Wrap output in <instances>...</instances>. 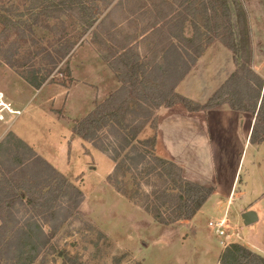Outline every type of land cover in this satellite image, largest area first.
<instances>
[{"label": "rangeland", "instance_id": "374dc122", "mask_svg": "<svg viewBox=\"0 0 264 264\" xmlns=\"http://www.w3.org/2000/svg\"><path fill=\"white\" fill-rule=\"evenodd\" d=\"M2 1L7 4L13 3L20 12L27 5V0ZM166 1L171 2L172 0ZM212 1L198 0V4ZM97 3L103 16L108 17L107 25L111 29L104 30L101 27H94L83 38L81 46L70 58L71 78H68L66 69L59 62L56 63L57 58L53 50L67 39L69 42L77 40L79 30L75 27L73 20L63 18L61 21H49L53 29L51 31L35 26L32 28L33 36L28 38H23L18 31L2 34V27H0V94L9 93L19 102H25L33 95L32 89L34 88L21 76H25L29 81L45 79L46 83L43 85L45 90L38 97H34L33 105L39 106V103L41 105L42 101L49 97V111L57 118L64 119L65 115L68 116V110L75 104L73 97L67 102L70 97L68 92L74 87L73 89L80 88L86 92L83 97L84 105L81 104L85 112L105 99L116 86L114 73L102 60L99 52L104 55L110 53L114 55L113 57H117L128 46L139 56V63L146 64L158 51L159 42L171 32L170 26L174 22L173 19L160 23L156 27L160 29L158 33L149 31L158 19L157 12L162 9L161 0H99ZM228 3L236 14L237 9L232 0H228ZM238 3L244 9L245 23L250 32L247 10L250 9L253 1L238 0ZM215 10L219 19L220 8L217 3ZM205 20L207 27L202 19L197 21L202 28V43L205 44L208 38H214L216 40L212 43H220L223 46V43L215 38L216 36L225 37L221 21L216 23V17L211 11ZM45 23L41 22V24ZM216 25L219 26L217 29ZM25 33L28 34V31L26 30ZM184 33L187 37L193 34L189 23L185 25ZM49 53L52 55L51 59L48 56ZM245 54L246 48H243L233 56L236 57L238 63L243 64L247 62L244 58ZM216 60L217 62L212 67L224 66L223 56L219 52L218 55L216 54ZM150 66L147 69L152 68ZM142 78L143 76L139 75L138 83L143 80ZM162 81V76L158 72L145 79L146 84L151 88H156L162 84ZM204 81L206 79L195 83L193 96L197 97L199 91L203 93V88H201L203 84L200 82ZM166 83L169 87L171 86L170 80ZM141 90L140 84L133 88L124 106L127 105L131 110H138V105L145 104L137 97ZM57 95H59L58 101L55 99ZM54 102H57V105ZM68 103L69 106H67ZM65 108L68 110L65 111ZM41 112V110L34 111V114L27 120L25 116L20 117V131L24 134H28V130L35 133L34 136H29L31 135L29 131L27 138L30 137L36 148L43 152L46 160L50 161L49 163L60 173H64L66 180L81 191L82 199L78 206H74L73 200L76 198L74 193L65 190V194L56 198V201H52L54 211L48 213L42 207L34 206L42 201L29 204L27 195L18 190L16 194L19 200L15 201L12 211L16 222L14 225L15 247H13L14 253L12 254L14 258L23 260L25 264H219L221 254L232 244H239L253 253L248 242L251 245L258 243L264 247V226L246 227L241 219L242 214L238 213L236 203L235 207L232 206L231 210L224 212L226 227L223 238L216 236L208 227V222L220 216L218 212L215 214L207 212L205 216L199 217L195 225L197 230H192L186 222L167 226L156 223L143 210V199H139V204L136 206L127 197L117 193L109 184L107 177L113 169V162L108 158L111 170L106 175L108 161L102 156L105 154L91 143L82 144V150L79 151L76 150L75 143H71L66 163L63 159V145L59 144L58 136L66 135L65 133L69 131L59 121L52 124ZM69 112L72 113L71 117L68 116L72 125V122L78 120V117H74L78 116L81 111L79 110L77 115L73 113V109ZM126 121H131L135 126L140 119L129 116ZM8 124L0 123V132L4 127L8 130ZM76 124L77 122L74 127ZM108 135L107 129L100 131L99 139L95 141L96 146L111 149L110 145L114 146L113 142L117 144L118 135ZM151 135L152 131L147 128L142 131L139 138L143 139ZM18 141L12 133H7L0 142L3 144L0 148V178L2 175L9 178L19 175L11 169L20 163L25 162L26 164L30 157L34 159L32 154L30 156ZM69 152L75 155L72 161ZM244 168L247 169V163ZM27 172L23 171L20 176H24ZM39 176L31 182L34 189L33 199L37 198L39 192L44 193L47 190L41 184L46 176L43 173ZM21 178L15 179V182L20 181ZM56 180L61 181L60 178ZM126 180L128 194L132 196V191L136 187L129 175ZM143 187L149 188L146 185ZM241 205L243 203L238 207ZM223 210L224 208L219 212ZM41 232L47 238L45 245L41 239ZM10 234L13 233L9 231L7 236L11 237ZM0 264L6 263L0 258Z\"/></svg>", "mask_w": 264, "mask_h": 264}, {"label": "trees", "instance_id": "16d2710c", "mask_svg": "<svg viewBox=\"0 0 264 264\" xmlns=\"http://www.w3.org/2000/svg\"><path fill=\"white\" fill-rule=\"evenodd\" d=\"M98 1L27 0V5L20 12L13 3L7 4L0 0L2 34L18 31L23 38H28L33 36L32 28L35 26L51 31L53 29L50 27L49 21H61L63 18L73 20L75 27L79 30L77 40L69 42L67 39L59 43L53 50L57 58L56 63L59 62L66 69L68 78H71L70 57L75 49L81 46L83 38L94 27H101L104 30L111 29L107 25L108 17L103 16L98 7ZM161 3L163 6L157 12L158 19L149 31L158 33L160 29L156 27L160 23L173 19L170 34L159 42L158 51L146 64H140L139 56L128 46L117 57H113L114 55L110 53L104 55L99 52L100 57L108 64L120 86L78 121L73 128V133L83 141L91 143L113 162V169L107 179L117 193L127 197L136 206L139 204L138 200L143 199V210L156 223L167 226L191 220L213 193V189L187 181L183 178L180 167L155 154L157 142L155 111L159 107H172L181 104L189 112H198L227 104L230 109L237 112L256 113V122L251 131L250 142L252 144L261 143L264 141V87L263 80L251 69L250 32L247 23H245L244 9L238 0H232L237 9L236 14L228 0H213L210 3L201 2L200 4H198V0H172L171 2L161 0ZM216 3L220 8L219 19L215 10ZM209 11L213 12L216 17V23L221 21L225 36H216L215 38L234 55L238 50L242 51L243 48H246L244 58L247 59V62L240 64L233 56L235 71L204 105H200L178 95L174 89L201 57L206 47L216 40L208 38L205 44L201 41L202 28L197 21L202 19L207 27L205 19H207ZM41 22L46 23L41 24ZM188 23L193 31L191 37H187L184 33L185 25ZM218 27L216 25V29ZM26 30L28 34L25 33ZM40 50L44 49L40 48ZM48 56L50 59L52 58L50 53ZM151 64L152 66H150ZM149 66L152 68L147 69ZM156 72L161 74L163 81L156 88H151L146 84L145 79ZM139 75L143 76L140 83H138ZM21 78L34 89H39L46 83L45 79L29 81L25 76H21ZM169 80L171 81L170 87L166 83ZM138 84L142 86V90L138 92L137 97L145 104L138 105V110H131L127 105L124 106V103L130 97L132 89L136 88ZM129 116L137 117L140 121L133 126L131 121H126ZM147 128L152 131V135L140 139L139 135ZM103 129L108 130V136L118 135L117 144L112 141L114 146L110 145L111 149L96 146L95 141L99 139L98 133ZM18 143L30 156L32 154L34 159L30 157L26 164L24 162L15 168L12 167V172L19 173V175L11 176V178L2 175L0 178V258L6 264H25L23 260L12 256L13 247H15L14 225L16 224L12 211L15 201L19 200L16 194L18 190L27 195L29 204L42 201L34 206H40L48 213L54 211L52 201H56V198L68 190L73 192L76 197L73 200L74 206H78L82 199V193L78 188L44 160L35 157L27 146L20 141ZM2 145L0 144V148ZM23 171L28 172L24 176H20ZM42 173L46 177L41 184L47 190L44 193L39 192L37 198L33 199L34 189L31 182L38 179ZM127 175L130 176L136 187L132 191V196L128 194V187L126 188ZM20 177H22L21 180L15 182V179ZM57 178H60L61 181L57 182ZM36 183L39 184V182ZM143 185L149 188L145 189ZM9 231L13 233L10 234L11 237L7 236ZM41 239L45 245L47 238L42 232ZM219 264H264V257L239 244H232L221 254Z\"/></svg>", "mask_w": 264, "mask_h": 264}, {"label": "crops", "instance_id": "0c3cea01", "mask_svg": "<svg viewBox=\"0 0 264 264\" xmlns=\"http://www.w3.org/2000/svg\"><path fill=\"white\" fill-rule=\"evenodd\" d=\"M250 1L253 3H251L247 13L252 49L251 69L263 80L264 87V2L262 0ZM223 46L220 43H211L206 47L201 57L175 86V93L188 100L191 99L190 101L193 103L204 105L235 71L233 54L227 48L225 50V46ZM218 52L223 56L224 66L215 65L212 67L217 62L216 54L218 55ZM113 77L116 86L112 92L120 86L114 75ZM201 79H206V81L200 82L203 84L201 88L204 91L202 90L203 93L199 91L197 97L193 96V88H196L194 85ZM73 88L68 92L70 97L67 102L73 97L75 104L69 110L65 108V111L68 110L67 115L71 117L70 110L72 112L73 109L75 115L80 110L81 113L74 117H78L76 122L83 119L96 105L102 103L109 96L108 94L92 109L84 112L83 97L86 92L80 88ZM44 90L43 86L39 89H32L33 95L25 102H19L15 96L9 93H1V101L8 106L13 114L5 110L1 113L0 123H9V129L6 130L4 127L5 131L3 129L4 132H0V142L5 134L12 133L33 152L35 157L44 160L63 176L64 173L61 172V174L49 163L50 161L46 160L43 152L36 148L31 138H27V135L30 134L29 131L31 132L29 136H34L35 133L31 130H28V134L20 131V117L25 116V120H27L34 114V111L41 110L42 115L47 117L48 121L52 124L59 121L69 131V133H65L66 135L60 134L58 136L59 144L63 145V159L66 163L71 143H75L77 151L82 150V144L88 145L87 142L74 135L73 128L76 122H72V127L71 119L68 116L65 115L64 119L57 118L49 111V97L43 100L41 105L40 103L39 106L33 105L34 97H38ZM58 97L59 95L55 96L56 101H58ZM92 98L94 99L93 96ZM54 103L57 105V102ZM258 106L259 103L257 108ZM155 114L157 117L155 154L180 167L183 178L187 181L213 189V193L196 215L191 220L184 221L186 225H190L192 230H197L195 225L199 217L205 216L204 214L207 212L220 214L214 218V221L226 219L225 210H231V207H235L236 203L238 213L253 211L256 214L257 221L249 226H264V141L253 144L250 142L251 131L256 122V113L237 112L230 109L227 104L210 110L189 112L183 105L176 104L172 107H159ZM69 153L71 154V152ZM99 154L102 155V153ZM74 156L72 153L71 161ZM102 156L108 161V169L105 173L107 175L111 170L110 160L107 156ZM246 163L247 169L244 168ZM241 203L243 205L238 207ZM222 208L224 210L220 213L219 210ZM248 244L254 253L264 257V247L261 244L251 245L249 242Z\"/></svg>", "mask_w": 264, "mask_h": 264}, {"label": "built area", "instance_id": "2783aa9c", "mask_svg": "<svg viewBox=\"0 0 264 264\" xmlns=\"http://www.w3.org/2000/svg\"><path fill=\"white\" fill-rule=\"evenodd\" d=\"M1 100H2V95L0 94V119H2L1 113L4 111V109L5 108L8 109V106ZM225 223H226V219L223 218V219L208 222V227L212 232H214L216 236L223 238V235L225 233V227H226Z\"/></svg>", "mask_w": 264, "mask_h": 264}, {"label": "water", "instance_id": "95a60500", "mask_svg": "<svg viewBox=\"0 0 264 264\" xmlns=\"http://www.w3.org/2000/svg\"><path fill=\"white\" fill-rule=\"evenodd\" d=\"M241 219L245 226H249L257 221V216L253 211H247L241 215Z\"/></svg>", "mask_w": 264, "mask_h": 264}, {"label": "bare ground", "instance_id": "6f19581e", "mask_svg": "<svg viewBox=\"0 0 264 264\" xmlns=\"http://www.w3.org/2000/svg\"><path fill=\"white\" fill-rule=\"evenodd\" d=\"M1 106H3V105H1ZM4 110H5V111H8V112H10V113H11V111H10L9 109H7V108H5Z\"/></svg>", "mask_w": 264, "mask_h": 264}]
</instances>
